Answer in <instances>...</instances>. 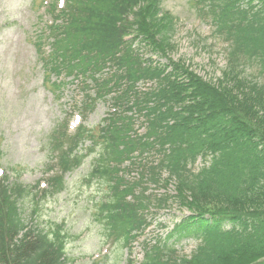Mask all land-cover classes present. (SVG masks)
I'll return each mask as SVG.
<instances>
[{"label":"trees","instance_id":"1","mask_svg":"<svg viewBox=\"0 0 264 264\" xmlns=\"http://www.w3.org/2000/svg\"><path fill=\"white\" fill-rule=\"evenodd\" d=\"M253 1H207L229 46L215 80L198 76L180 61L142 67L130 47L116 57L121 34L131 27L123 15L137 2L145 4L135 14L137 35L161 54L172 47L174 18L159 16L160 0H70L66 22L53 27L45 60L46 65L52 63L51 70L65 61L72 62L69 69L81 70V62L92 61L100 71L105 61L115 59L122 73L104 78L96 95L103 97L127 84L112 96L119 110L98 134L104 147L95 171L108 180L110 193L97 215L106 219L107 234L114 232L130 251L131 242L148 226L145 214L153 199L158 207L173 200L188 211L163 240L144 243L140 264H264V0ZM147 77L154 78L157 87L138 93L136 81ZM132 109L146 110L144 141L128 133L132 117L125 112ZM82 136L95 138L86 128ZM137 148L160 156L157 165L143 164L148 181L163 188L153 199L145 195V187L135 195V184L117 175L119 165ZM198 157L203 165L194 170ZM5 179L0 182V264H65L60 225L26 228L19 204L26 191L5 184ZM63 187L61 177L55 178V191ZM183 236L197 241L189 255L178 253L173 244Z\"/></svg>","mask_w":264,"mask_h":264},{"label":"rangeland","instance_id":"2","mask_svg":"<svg viewBox=\"0 0 264 264\" xmlns=\"http://www.w3.org/2000/svg\"><path fill=\"white\" fill-rule=\"evenodd\" d=\"M38 2L0 0V166L9 174L10 180H18L26 186L34 185L48 164L51 130L63 122L81 100V86L69 81L70 78L64 79L59 92L43 82V69L33 37L49 17L40 16L36 7ZM160 6L175 18V28L171 32L173 47L169 49V57L182 60L185 67L206 79L220 77L229 46L215 33L214 26L208 23L209 16L202 17L207 12L198 11L199 3L192 0H162ZM156 59L165 62L164 58L156 56ZM247 68L244 73L248 75L250 71ZM50 79H54V76L51 75ZM109 106L107 101H97L94 108L87 112L83 124L95 129L110 110ZM97 133L96 128L95 136ZM88 143L90 140L86 139L84 146ZM102 149L97 138L95 149L78 167L64 175L65 188L62 191L43 199L36 195L33 200L37 204L33 203L31 197L19 200L22 217L28 224H36L39 228L62 225L63 232L67 234L65 264H91L95 258L100 260L99 264L128 263L126 247L120 248L116 242L113 246L105 245L109 243L104 239L102 219L94 215L98 203L109 192L107 182L100 179L97 183L96 177L90 181L84 179L89 176L90 162L96 160ZM201 163L198 157L194 168ZM10 167H16L21 173L17 175ZM170 203L134 243L130 256L134 258L133 264L141 260L142 246L139 242L143 238L149 240L157 233L164 234L174 221L188 213L177 202L172 200ZM32 209L35 210L33 215ZM158 222L164 223L165 227H160ZM173 244L181 254L188 255L195 246V240L184 236Z\"/></svg>","mask_w":264,"mask_h":264}]
</instances>
